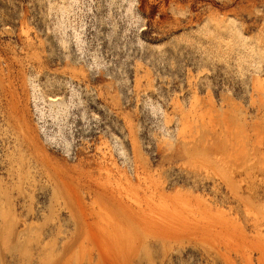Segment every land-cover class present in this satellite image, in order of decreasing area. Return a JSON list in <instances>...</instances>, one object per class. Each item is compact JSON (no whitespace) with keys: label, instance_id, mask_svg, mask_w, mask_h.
I'll use <instances>...</instances> for the list:
<instances>
[{"label":"rangeland","instance_id":"1","mask_svg":"<svg viewBox=\"0 0 264 264\" xmlns=\"http://www.w3.org/2000/svg\"><path fill=\"white\" fill-rule=\"evenodd\" d=\"M0 264H264V0H0Z\"/></svg>","mask_w":264,"mask_h":264}]
</instances>
